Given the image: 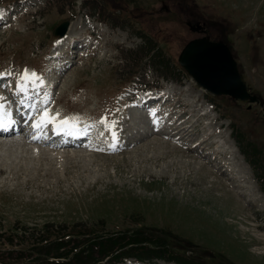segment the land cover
<instances>
[{
  "label": "rangeland",
  "instance_id": "rangeland-1",
  "mask_svg": "<svg viewBox=\"0 0 264 264\" xmlns=\"http://www.w3.org/2000/svg\"><path fill=\"white\" fill-rule=\"evenodd\" d=\"M0 10L6 103L28 69L43 78L52 113L78 115L80 126L106 117L118 132L113 145L108 132L100 138L103 125L89 128L92 147L0 136V264L39 252L52 264H264V0H0ZM65 21L75 29L57 42ZM197 37L230 47L258 103L210 93L188 73L179 56ZM152 92L169 97L163 111L187 125L197 120L195 136L210 121L200 113L216 119L215 133L224 131L239 169L260 190L259 212L211 173L213 165L198 172L179 151L164 156L166 148L149 143L178 142L151 134L145 109L130 106L131 97ZM14 248L23 259L5 255Z\"/></svg>",
  "mask_w": 264,
  "mask_h": 264
},
{
  "label": "bare ground",
  "instance_id": "bare-ground-1",
  "mask_svg": "<svg viewBox=\"0 0 264 264\" xmlns=\"http://www.w3.org/2000/svg\"><path fill=\"white\" fill-rule=\"evenodd\" d=\"M9 18V17H8ZM1 23V21H0ZM2 24V23H1ZM75 29L74 26H70L69 30L67 31V34H65L62 37H57L56 41L60 42V41H64L65 39H68L67 37H69L70 33ZM57 58V57H56ZM19 79V78H18ZM10 80V79H9ZM3 81V80H2ZM15 81V80H14ZM9 82V81H8ZM2 83V82H1ZM45 84V83H44ZM46 85V84H45ZM15 86V85H14ZM45 89V88H44ZM41 89L37 94H35V96H33V98L35 99L36 97H40L41 95H43V93H45V90ZM54 89V88H53ZM8 92V90L6 91ZM10 95V94H8ZM46 95V94H45ZM44 95V96H45ZM148 95V93H147ZM145 95V96H147ZM160 96H147V100L144 104V109H146L145 106L147 107H151L154 106L152 108H154L155 111L153 112H147L146 114L144 113V116L148 117L147 120H150L152 117H157L160 116L161 118H163L164 120H168L165 124V126H159V127H155V125H152L150 123V121L147 122V127L149 131H151V134H158V135H165L167 136L169 139L173 140L174 142L178 141L176 143V145L174 146H170L169 143L162 141V140H156V138H153V140L149 141V143H154L157 144V147H164L167 150H165L164 152V156H166L167 153H172V154H176L178 151L180 152V158H187L189 160H187V162L189 161H194L199 165V169L197 170L198 172L203 169L201 168L203 165H207L209 163V165H213V170H212V174H216V176H224L226 177V180L228 182H226L229 187L231 186V188L236 191L237 196H239L243 201H245L247 203V205H249V211L250 212H254V210L256 209V206L259 205V202H262L263 199L261 196H259V188L251 183V175H249L245 170L239 169V162L237 161V156L235 154V146L234 144L227 139L225 136L224 131H220L219 134L215 133L214 130L217 129V126L215 124H217V122L215 121V118H210V113L209 112H202V114L200 113L202 111V109L199 110L200 116L203 118H209L210 121L208 120L207 124L203 126L202 131L200 134L198 135H194L193 133H191L190 131L193 130V127L196 126L197 120L194 121L193 124L191 125H187L188 121H181L179 120L181 117H177L173 111H171V108H167L165 111H163V106L165 105L166 101L169 100V97L166 95V93H162L159 94ZM160 97H163V100H161ZM5 98V97H4ZM11 98V97H10ZM132 98V97H131ZM142 98H144V96H142ZM8 99V98H7ZM12 99V98H11ZM5 100V99H4ZM10 100V99H9ZM127 100V99H126ZM158 101H161V104L158 103ZM8 102V101H7ZM126 102V101H125ZM160 104V107H156ZM173 105V103H172ZM47 107V106H46ZM52 109V108H51ZM133 109V108H131ZM135 109V108H134ZM143 110V108L140 107H136V110ZM53 110V109H52ZM212 110V109H211ZM209 111V110H208ZM211 112V111H210ZM195 114L194 116L199 115ZM55 114V113H54ZM138 114H140V112H138ZM200 119V118H199ZM125 121V120H124ZM125 123V122H124ZM190 123V121H189ZM81 124V123H80ZM99 125V124H98ZM117 125V124H116ZM85 126V125H84ZM133 127V126H132ZM142 127V125H141ZM219 127V126H218ZM221 127V126H220ZM51 126L47 127V129H50ZM128 128V127H127ZM102 129V128H101ZM104 129V128H103ZM120 129V127H117V130ZM122 129V128H121ZM143 129V128H142ZM124 130V128L122 129V131ZM146 130V129H145ZM102 131V130H101ZM116 131V130H115ZM127 131V130H126ZM130 131V129H129ZM24 132V131H21ZM119 132H121V130H119ZM33 133V132H32ZM27 134L25 133L24 135L27 137L28 142H32V144L34 142H38V140H34L31 137V134ZM118 133V132H117ZM108 133H106L107 135ZM124 134V133H123ZM11 135V134H8ZM7 135V136H8ZM14 135V134H13ZM105 135V136H106ZM120 135V134H119ZM176 135V136H175ZM12 136V135H11ZM98 136V135H97ZM109 136V135H108ZM121 136V135H120ZM151 136V135H150ZM111 137V136H110ZM125 137V135H124ZM157 137V136H156ZM101 138V137H100ZM147 138V137H146ZM192 138V139H191ZM7 140V139H6ZM101 140V139H100ZM103 140V139H102ZM110 140V139H109ZM9 140H7L8 142ZM106 141V140H104ZM6 142L5 145H7L8 143ZM18 142V141H17ZM23 142V141H22ZM25 142V141H24ZM124 142V141H123ZM129 142V141H127ZM173 142V143H174ZM10 143V142H9ZM26 143V145H27ZM107 143V142H106ZM113 143V142H112ZM148 143V142H147ZM11 144V143H10ZM108 144V143H107ZM117 144V143H115ZM120 144V143H119ZM212 144H215L217 147L215 150L212 151H208L206 152V155L203 156L202 153L207 151L208 148H210V146ZM25 145V146H26ZM34 146L37 147L34 143ZM118 146V145H117ZM179 146H183V149H181ZM111 148V147H110ZM119 148V147H118ZM122 148V147H121ZM120 148V149H121ZM42 149V148H41ZM124 149V148H123ZM140 149V147H139ZM160 149V148H159ZM33 153H39L36 155H40L41 152L37 151L36 148L32 149ZM40 150V149H39ZM43 150V149H42ZM113 150V149H112ZM29 151V149H28ZM58 151V150H57ZM101 151V150H100ZM108 151V149L106 150ZM164 151V150H163ZM110 152V151H109ZM117 152V151H116ZM119 152V151H118ZM47 153V152H46ZM102 153V152H101ZM122 153V151H121ZM137 153V152H136ZM218 153V154H217ZM113 154V153H112ZM116 154V153H115ZM217 154V155H216ZM42 155V154H41ZM46 155V154H45ZM168 155V154H167ZM177 155V154H176ZM220 155H226V156H220ZM56 156H61V152L58 151ZM198 156V157H197ZM36 157V156H35ZM46 157V156H45ZM73 159V158H72ZM179 159V158H178ZM181 159V160H182ZM192 159V160H191ZM197 159H199V161H197ZM211 159V161H209ZM180 160V159H179ZM207 160V161H206ZM206 161V162H203ZM183 162V160H182ZM175 163V162H174ZM184 164V163H183ZM196 164V165H197ZM190 165V164H189ZM188 165V167H189ZM196 168V167H195ZM211 170V169H210ZM206 176H208L209 173H204ZM197 175V174H196ZM196 177V176H195ZM200 177V176H199ZM204 177V176H203ZM197 178V177H196ZM219 178V177H218ZM201 179V178H199ZM217 179V178H216ZM219 180V179H218ZM218 180L214 181L217 182ZM222 180V179H221ZM202 181V180H201ZM255 182V181H254ZM224 183V182H223ZM218 184V183H217ZM222 185V183H221ZM218 186V185H217ZM214 189L216 188L213 184L212 186ZM225 187H227L225 185ZM223 190V189H221ZM236 195V194H235ZM238 197V198H239ZM239 198V199H240ZM241 200V201H242ZM240 201V202H241ZM263 206V204H261V207ZM245 210V209H243ZM245 212V211H244ZM259 212V211H257ZM255 210V213H257ZM243 213V211H242ZM249 215V214H247ZM251 216V215H250ZM246 217V215H245ZM247 219V218H246ZM250 219V218H249ZM253 222L255 221L256 223H252V225L254 226L253 229H255L256 231H259L257 229H260L261 227L263 228L262 225H260L259 223H257V219L255 217V219H252ZM259 221V220H258ZM258 233V232H257ZM256 233V234H257ZM255 235V234H254ZM259 235V234H258ZM257 235V236H258ZM259 239L264 240V234H260ZM253 241V239H252ZM260 241V240H259Z\"/></svg>",
  "mask_w": 264,
  "mask_h": 264
},
{
  "label": "water",
  "instance_id": "water-1",
  "mask_svg": "<svg viewBox=\"0 0 264 264\" xmlns=\"http://www.w3.org/2000/svg\"><path fill=\"white\" fill-rule=\"evenodd\" d=\"M68 26V21L61 23L55 35L63 36ZM200 28L199 25L190 29L199 31ZM179 62L210 93L226 94L251 103L259 101L249 91L231 49L224 42L208 40L207 37L188 41L180 53Z\"/></svg>",
  "mask_w": 264,
  "mask_h": 264
},
{
  "label": "snow or ice",
  "instance_id": "snow-or-ice-1",
  "mask_svg": "<svg viewBox=\"0 0 264 264\" xmlns=\"http://www.w3.org/2000/svg\"><path fill=\"white\" fill-rule=\"evenodd\" d=\"M4 73H0V79L4 77ZM7 75L11 76L12 73L8 72ZM31 80L33 83L39 82L40 86L43 87V78L39 76L34 71L29 72L28 69H25L22 76L20 77V80L17 81V91L23 92L25 91L24 87L21 85L20 81H29ZM4 97L0 96V100H3ZM22 103V101H21ZM47 103V101L45 102ZM4 105L0 104V109H3ZM7 117L8 123H5V118ZM29 120H33L32 128L40 131L44 128H47L51 126V131L53 135H69V136H75L80 131H84L85 134H87L89 128L96 127L97 124L104 126V131L99 132V136L103 138L105 136V132H108L114 143L118 140V133L114 130L116 127L115 121L109 123L106 119V117H102L99 121L87 124L85 125L84 129H80L79 125L81 123V117L78 115L74 116H68L61 118V114L59 112L52 114L49 109L45 108L40 114L38 119H34L33 117L29 116ZM13 121L11 120V114L10 113H4L3 111H0V128H7L9 124H11ZM45 136L44 132H40V135H33L32 139H41ZM97 150H103V149H97ZM114 150V149H113Z\"/></svg>",
  "mask_w": 264,
  "mask_h": 264
},
{
  "label": "trees",
  "instance_id": "trees-1",
  "mask_svg": "<svg viewBox=\"0 0 264 264\" xmlns=\"http://www.w3.org/2000/svg\"><path fill=\"white\" fill-rule=\"evenodd\" d=\"M6 240H8V239H6ZM112 240L111 239H107L105 242H104V244H108V243H110ZM10 242H11V240H10ZM96 246H97V244H95ZM36 253V252H35ZM7 254V256H9L10 258H13V256H15V259H23L24 258V254H23V252H19V251H17L15 248L14 249H10L9 251L7 250L6 252H5V255ZM39 254H42V253H40L39 252ZM39 254H35L36 256L35 257H33V261H26V263L24 262L23 264H52L53 262H49V261H47L46 259H44V258H42L41 256H43V255H39ZM32 255V254H31ZM78 255V253L75 255V256H77ZM46 257H47V255H46ZM61 257H63V256H61ZM26 258H27V256H26ZM48 258V257H47ZM71 262H73V261H70V262H58V263H56V264H71Z\"/></svg>",
  "mask_w": 264,
  "mask_h": 264
}]
</instances>
